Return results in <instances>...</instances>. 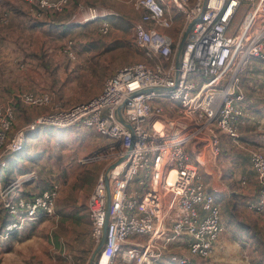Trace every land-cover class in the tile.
I'll return each mask as SVG.
<instances>
[{
    "label": "built area",
    "instance_id": "2783aa9c",
    "mask_svg": "<svg viewBox=\"0 0 264 264\" xmlns=\"http://www.w3.org/2000/svg\"><path fill=\"white\" fill-rule=\"evenodd\" d=\"M11 1L28 11L31 23L64 11L72 2ZM170 2L185 18L177 37L159 28L174 26L162 0H132L140 11L134 41L144 59L116 69L96 95L63 107L49 92L20 93L25 103L47 109L11 137L14 108L0 105V170L7 156L22 147L26 131L45 125L81 124L114 140L101 154L80 159H106L87 200L95 245L107 215L105 171L115 163L109 171L107 235L95 264H187L191 257L213 255L225 223L218 189L199 178V168L217 181L223 134L249 157L257 196L248 207L264 218V151L240 139V129L250 119L243 74L253 57L264 63V0H206L198 17L204 0ZM9 9L0 0V28L10 22ZM190 20L194 22L177 66L179 40ZM110 28V21L103 20L100 31ZM119 109L131 128L119 119ZM208 153L214 173L205 165ZM37 177L31 170L0 186L1 201L11 214L2 237L55 215L61 184L55 180L45 190L25 194L26 184ZM238 179L248 182L246 175Z\"/></svg>",
    "mask_w": 264,
    "mask_h": 264
},
{
    "label": "rangeland",
    "instance_id": "374dc122",
    "mask_svg": "<svg viewBox=\"0 0 264 264\" xmlns=\"http://www.w3.org/2000/svg\"><path fill=\"white\" fill-rule=\"evenodd\" d=\"M131 3L132 0H129L128 4L131 5ZM11 5L14 4L6 2V8L12 10L13 19L11 16L10 24L0 28V61L2 64L4 53L10 49L12 51L11 55L13 54L11 58L15 73V88L11 92L1 91L0 93V105H11L15 111L16 120L8 133L9 137L30 122L27 121L29 114L35 112L37 114L35 118H37L47 109L44 106H34L25 103L19 98L18 94L23 92L42 93L35 92L34 89L45 88L46 91L44 92L51 93L54 101L63 107H69L76 102L86 100L99 93L105 79L119 67L143 59V52L136 45L130 27L126 24H122L120 29L111 25L110 30L105 34L99 30L102 22L101 24L97 22L91 26L81 27L78 26L80 24H75L72 29L67 30L66 34L61 35L63 33L59 32L58 29L61 26L55 27L49 23L55 17L60 16L62 12L65 13L66 9L64 10L65 12L62 11L60 12L61 14H55L49 19L38 20L41 23H48L46 28H44L39 25L31 26L28 11L25 8L21 9L15 6V9L18 10V13H15ZM112 11L116 13L115 15L121 14L122 16H120L126 20L124 17L125 11L122 9L113 8ZM11 34H13L12 41H8L7 38L3 39L6 35ZM115 35H121V37L115 38ZM110 58L113 59L112 64L109 62ZM259 68L260 71L264 69L263 66ZM257 72L255 77H257ZM246 75L250 77L253 74H244L247 79ZM245 78L243 77L244 85L247 84ZM262 80L259 79L258 82L264 85V78ZM254 81H256L255 78ZM46 126L47 128L51 127L48 125L43 127ZM82 127V125L59 127L69 129L70 134L67 135L68 132L63 133L64 139L46 137L38 140L41 147H46L49 143H55L52 145L55 150L47 148L48 146L46 147L47 158L48 156L49 158L54 156V161L56 159L59 160L58 158H63V155L67 153L66 150L68 148L71 151L73 150L75 155L80 152H93L80 157L84 159L97 153L101 154L108 148L112 138L103 136L97 131L98 134L95 132L87 134L83 130L85 127ZM65 140L67 141L64 142ZM64 149H66L65 152ZM220 156L216 161H219L222 172L215 182V187L219 190L218 194L220 195L221 192L225 197L222 200L221 198L218 200H221L222 220H225L226 227L229 226L226 230L228 233L227 244L225 249L219 250L221 251L219 254H214L207 261H199L197 264H245L242 260L243 255L241 254L240 256V253L245 255L248 253L250 256L248 261L251 264H264V219L248 209L249 203L238 200L242 191H248L246 186H243L245 188L242 187L243 190L241 191V184L239 185L237 182L234 190L238 188V192L234 195L232 194V189L229 192L223 191L219 182L220 179L230 184L234 181V177L230 176V171L226 168L224 160H220ZM212 160L211 154L208 153L205 165L214 173ZM57 163L59 161L55 162V169L57 168ZM105 163L106 159L100 158L83 164L95 165L101 168ZM59 168L60 165H58V170H49L50 176L57 177V174L61 172ZM8 170H11L9 166L3 168L0 173V179L2 180L0 186L4 184V174ZM34 170H36L39 177V170ZM8 175L10 177L16 176L15 172L11 171ZM248 176L251 177L250 173H248ZM199 178L210 186L211 178L206 174L202 166L199 168ZM255 179L254 181L256 182ZM134 182L135 180H133ZM249 182L251 183L252 180ZM234 198L238 200V204L235 206ZM58 199L59 202H62V196ZM82 207V209L86 208L85 205ZM4 208L0 198V212ZM62 209L66 211L64 206H62ZM68 212L74 217H66L63 214L66 212L60 214L56 210L55 215L45 217L39 223L29 227L21 235V237H25V241L27 240L26 243L24 241V247L27 249L26 254L19 248L18 256L10 255L9 258L8 255L3 256V254H0V261L2 262L5 257H8L11 260V264L87 263L92 250L96 247L93 241L90 242L91 221H89L85 212L80 214L82 216L75 214L78 212ZM226 220L232 221L233 224L228 225ZM241 221L248 223V227L258 234V237H252V231L250 230H238L237 228H240L238 224ZM245 242H249L252 247L249 246L247 249Z\"/></svg>",
    "mask_w": 264,
    "mask_h": 264
},
{
    "label": "crops",
    "instance_id": "0c3cea01",
    "mask_svg": "<svg viewBox=\"0 0 264 264\" xmlns=\"http://www.w3.org/2000/svg\"><path fill=\"white\" fill-rule=\"evenodd\" d=\"M195 0H191V3H194ZM7 3H13L14 5H11V8L14 9L15 13H18V10L15 9V6L19 8L20 6L16 5L14 1L6 0ZM164 6L169 9V11L172 13L174 18V26L170 29H165L163 27H159L161 30L167 31L174 35L175 37L178 36V33L182 29V27L185 24V18L184 14L180 12L178 9L174 7V5L170 2V0H162ZM129 0H72V4L64 11L62 12L60 16L55 17L54 20L50 21V25H54L55 27H60L59 32L61 31L64 35L66 34L67 30L72 29V27L75 24L79 27L81 26H91L92 24H96L99 22H103V20L108 19L112 25V27H118L120 29L122 24H126L130 27L132 36L133 35V24L136 21L140 20V11L135 9L131 5L128 4ZM84 4V5H83ZM22 9V7H20ZM113 8H120L123 11H125L124 18H122L120 15H115L116 13L112 11ZM107 15H104L107 13ZM27 15V13H26ZM119 16V17H118ZM13 19V16H12ZM49 19V18H48ZM10 24V23H9ZM48 23H41L39 26L46 28ZM148 24V23H146ZM57 29V28H55ZM100 30V27H99ZM115 38L121 37V35H115ZM1 37V36H0ZM7 38L8 41H12L13 34L6 35L3 39L5 40ZM1 39V38H0ZM11 50L8 49L3 55L2 59L4 60L1 64L0 61V93L1 91H8L11 92L13 88H15V73L13 68V62H12V56ZM1 56V55H0ZM144 59V55H143ZM142 59V60H143ZM112 64L113 59H109ZM264 67V63L259 61L258 59H252L249 68L244 74L252 73L250 77L245 78L244 74L243 77L245 78V82H247V86L245 85L247 97L244 102V106L246 111L249 114V121L243 125L240 129V139L246 142L255 143L259 145V147L264 151V85L260 84L258 80L264 78V69L259 70V67ZM259 70V71H258ZM258 71V72H257ZM257 72V77L256 76ZM254 78L256 81H254ZM259 78V79H258ZM32 88V87H31ZM35 92H44L46 91L45 88H36L34 89ZM4 100V99H2ZM7 103V102H6ZM29 113V112H28ZM37 114L34 112L32 114L28 115L27 121L35 120ZM16 120V118H15ZM14 120V122H15ZM81 124L71 125V126H77ZM70 126V127H71ZM83 126V125H82ZM68 127V126H67ZM83 126L82 128H84ZM74 128V127H72ZM85 133H92L95 132V129L90 127H85L84 129ZM68 132L70 134L69 129L65 128H57V127H41L38 130H28L25 132L24 135V148L20 152H17L15 154H12L9 159L8 166L11 168V170H8L4 174V184H7L9 181L15 179L16 177L20 176L21 174L38 169L39 170V177L32 182L27 183L25 186V191L27 193H37L42 190H45L51 186V184L56 180L59 181L61 184V190L58 198L62 196V202H59V199L57 198L56 201V210L58 213L60 212H66L63 213L66 215V217H74L70 214L73 212L77 215L82 214L85 212L87 215V218L90 220L89 214H88V208H87V200L88 196L90 195L91 191L93 190L94 184L97 180V177L102 170L103 167H96L95 165H85L83 163H80V157L83 155H86L88 153L93 152H80L79 154L75 155L73 150L71 151L69 148L65 155H63V158H58L59 160L53 158L54 156H51L52 158H47L46 155V147L52 148L51 150H55L52 146L55 144L49 143L46 147H41L39 145L40 139L44 138H50V139H56V138H63L62 134ZM98 134V133H97ZM100 136V135H99ZM69 139V137H67ZM72 138V136H70ZM65 140L64 142H66ZM114 143L113 139L111 142H109L108 146L110 144ZM221 149L222 153L220 156V160L223 159L224 163L226 164V168L230 171V176L234 177V181L230 184H227L224 180L220 179V183L222 185L223 191L229 192L232 189V193L238 192L237 190H234L236 187V183L241 186L240 190L242 191V187L246 186L248 188V191H242L241 196L238 198L239 201L242 202H249L250 200H254L257 195H254L256 192V182L254 181L255 173L250 165L249 157L246 155H243L239 149L234 145V143L228 138L226 135H221ZM21 156V157H20ZM57 168L55 169V162H58ZM219 167H220V175L222 172L221 165L218 161ZM58 165H60V170L57 174V177L50 176L49 170H58ZM231 165V166H230ZM7 166V167H8ZM40 168V169H39ZM11 172H15L16 176L10 177L8 174ZM36 171V170H34ZM248 173H250V176H248ZM38 175V174H37ZM243 175H246L248 178V182L246 184H243L238 177H241ZM45 178V179H44ZM211 178V177H210ZM221 178V177H220ZM252 180L250 183L249 181ZM256 180V179H255ZM0 182L2 180L0 179ZM214 179L211 178L210 185L215 186ZM217 188V187H216ZM245 188V187H243ZM219 191V190H217ZM237 198V197H236ZM234 198V201L237 200ZM252 198V199H251ZM86 206V208L82 209V206ZM62 206L65 207L64 211L62 209ZM249 210H251L248 207ZM82 216V215H80ZM44 218H41L39 221L32 223L28 222L25 224L24 227L15 229L12 231L9 236L2 237V235L5 233V226L7 223L11 221V214L8 212L6 208L3 209V211L0 212V254L8 255L10 258V255L18 256V253L20 252L19 248L22 249V251L26 254V248L24 247V239L25 237H21L23 233L26 232V230L31 227L32 225H35L39 223ZM230 221V220H229ZM228 225L233 224L232 221L229 222ZM238 227V226H237ZM240 227V226H239ZM229 226H227V229ZM238 230H242L240 228H237ZM91 233V231H90ZM227 237L228 233L227 231H224L220 238L215 242L214 244V254H219L221 251L220 249H225L227 244ZM27 239V238H26ZM27 241V240H26ZM25 241V243H26ZM91 235H90V242H91ZM89 242V243H90ZM6 249V250H4ZM93 251V250H92ZM24 254V255H25ZM23 255V256H24ZM91 256V255H90ZM241 256V253H240ZM8 257H5L3 261H0V264H11V260ZM227 259V257H225ZM10 260V261H8ZM84 260V259H83ZM204 259L198 256L191 257L190 263L191 264H197L199 261H203ZM89 262V259H88Z\"/></svg>",
    "mask_w": 264,
    "mask_h": 264
},
{
    "label": "water",
    "instance_id": "95a60500",
    "mask_svg": "<svg viewBox=\"0 0 264 264\" xmlns=\"http://www.w3.org/2000/svg\"><path fill=\"white\" fill-rule=\"evenodd\" d=\"M205 1L202 4L201 7V11L199 12V14L197 15L200 16L202 14V11L204 9L205 6ZM194 20H190L187 25L186 28L183 32L182 37L179 40V49H178V54H177V59H176V65H179L180 62V56L183 50V47L185 45L187 36L189 31L191 30L192 24H193ZM119 113V119L124 122L129 128H131V124L125 119V117L122 115L121 110H118ZM115 166V163H111L108 165V167L106 168L105 171V176H106V183H107V215H106V219H105V225L103 227V232H102V237L100 239V242L96 245V247L94 248V250L91 253V256L89 258V264H95V260H96V256L98 254V252L101 250V248L104 245L105 239H106V235H107V226H108V221H109V212H110V186H109V171Z\"/></svg>",
    "mask_w": 264,
    "mask_h": 264
},
{
    "label": "trees",
    "instance_id": "16d2710c",
    "mask_svg": "<svg viewBox=\"0 0 264 264\" xmlns=\"http://www.w3.org/2000/svg\"><path fill=\"white\" fill-rule=\"evenodd\" d=\"M32 25L31 26H37V25H40L41 24V22L40 21H38V22H34V23H31ZM258 59L257 57H253L252 59ZM252 59H251V61H252ZM259 61H261L260 59H258ZM251 61H250V63H251ZM262 62V61H261ZM250 63H249V65H250ZM249 65H248V67H249ZM247 67V68H248ZM245 73V72H244ZM23 148H24V143H23V145H22V147H20L19 149H17V150H15V151H13V153L12 154H15V153H17V152H20L21 150H23ZM239 151H240V149H239ZM243 155H246L244 152H242V151H240ZM12 154H10V155H8L7 156V165L4 167V168H6L7 166H8V163H9V159H10V156L12 155ZM247 156V155H246ZM21 157V156H20ZM2 170L3 169H1L0 170V173L2 172ZM25 192V194H27V195H29V196H31V195H33V194H35V193H27L26 191H24ZM216 193V195H217V198L218 199H220L221 198V200L223 199V198H225L224 196H223V194L220 192V195L218 194V191H215ZM235 193H237V192H234V193H232L233 195L235 194ZM254 195H257V184H256V192H255V194ZM221 196V197H220ZM252 199V198H251ZM220 200V201H221ZM235 202V204H234V206L235 205H237L238 203V200H235L234 201ZM246 203H249L248 201L246 202ZM250 211H252V212H254V213H256V214H258V215H260L261 217H262V215L261 214H259V213H257V212H255V211H253V210H250ZM9 212V211H8ZM234 212V211H233ZM232 214H234V213H232ZM263 218V217H262ZM64 219V218H63ZM264 219V218H263ZM226 222L228 223V221L226 220ZM224 223H225V220H224ZM239 226H240V229H242V230H250V231H252V237H254V238H257L258 237V234H256L252 229H250L248 226V223H245V221H241V223H239L238 224ZM227 230V227H226V224H225V229H224V231H226ZM223 231V232H224ZM245 245H246V247H247V249H248V247L249 246H251V245H249L250 243L249 242H245L244 243ZM252 247V246H251ZM242 255H243V258H242V260H243V262L245 263V264H251L248 260H249V258H250V256H249V254L247 253V255H245L244 253H241ZM213 255H214V251H213ZM213 255H211V256H209V257H207V258H205L203 261H207L208 259H210V258H212L213 257ZM252 257V256H251ZM253 258V257H252ZM187 264H191L190 262L189 263H187ZM253 264V263H252Z\"/></svg>",
    "mask_w": 264,
    "mask_h": 264
}]
</instances>
